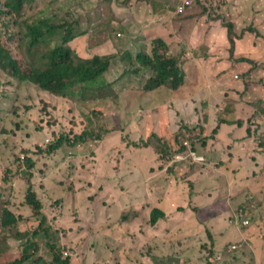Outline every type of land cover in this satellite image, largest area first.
<instances>
[{
	"label": "rangeland",
	"instance_id": "374dc122",
	"mask_svg": "<svg viewBox=\"0 0 264 264\" xmlns=\"http://www.w3.org/2000/svg\"><path fill=\"white\" fill-rule=\"evenodd\" d=\"M33 1L34 4L30 9V13L41 11L39 16L44 18H48L54 13V8L43 2L46 0ZM54 1L59 2L60 0ZM126 1L128 0H111L114 17L117 14L121 16L123 21L118 22L121 27L117 26L114 28L116 25H111L113 30H115L112 36L118 42L125 43V48L131 47L142 31L133 18L137 16L135 8L125 4L124 2ZM149 1L162 4L165 0ZM181 1L166 0L163 5L159 6V9L164 10L166 8L168 13L174 15L175 22L181 24V35L189 36V39L193 36L198 41L199 48L195 52V57L203 62L201 70L211 73L221 72V74L228 72L231 74L235 85L243 89L239 83L240 75L227 68L225 54L228 53L229 42L222 24L220 25L218 21H214V19H210L204 14L182 19L180 17L182 15L176 12V5ZM226 1L231 4L225 9L228 14L223 12L221 7L225 5ZM248 1L207 0L200 6L195 0H193V3L198 7V14H202L204 10H208L212 17L218 12L226 14L228 16L227 19L234 22L237 28L236 35L238 36L243 33L242 28L248 26L249 21L254 19L252 14H249V10L259 6V3L256 2L254 5H248ZM234 4L239 7L237 11L232 7ZM0 8H2V5H0ZM84 8L90 7L85 5ZM100 12L103 15H107L106 10H101ZM197 27H200L199 31H196ZM155 30L159 31V29ZM172 31L176 32L177 28H173ZM118 32L122 33V36H118ZM46 42L52 43L53 47L60 44V33L56 32L49 35ZM82 42L83 40H79L73 43L74 50L77 51V46L81 45ZM126 50L124 49L123 52ZM216 50H218V55H216ZM180 51L184 53L185 49L181 48ZM204 51L207 53L206 58L202 56L205 53ZM208 54H211V56ZM217 56L220 63L227 70L223 66L217 65ZM81 57L84 58L83 54ZM118 58L116 57L112 61ZM130 59L129 61L131 62ZM184 65L189 71L190 67L193 69L196 66L194 62L190 61ZM118 66L119 62H114V68ZM262 71H264V47L259 53L258 71L253 77L255 86L252 90H257L259 84L263 81ZM109 76L110 74L104 78L107 79ZM186 76V84L184 86L170 89L169 94L167 95L166 93L165 96H162V90L156 93L140 86L135 88V85L130 86L124 82H119L113 87V90H117L120 86L124 89L127 87L131 88H129L128 92L121 93V96L99 99L98 102L102 104L106 101L107 105L104 106V112L98 113L96 116L86 112L88 110L85 106L86 101L82 98L73 99L80 108L78 109L72 100L48 93L50 99H56L59 103L58 109H60L59 118L61 122L58 125L56 124L54 128L62 126V128L71 132V128L74 127V132L86 129L89 133L85 141L82 140L81 143L76 145L65 144L52 154H36L34 149L36 144L39 143L44 145L42 147L47 148L48 143L45 139L50 138L52 140V135L48 133L52 128L45 127L41 129L46 123L40 121L39 124H36L35 118L28 116V114L34 112L31 108L33 105L28 107L27 104H34V109L41 107L42 101L40 98L46 92L42 93L43 91L40 92L38 88L32 86L19 88L15 84H2L0 88V116L3 121H6L5 125L8 127L4 132L15 135H2L0 126V180L6 186L4 192L0 191V201L13 212L16 211L17 214L23 213L32 217L29 221L15 223L18 229H26L31 234L28 235L25 230V234L19 235L16 234L14 228L7 227L5 233L0 228V235L7 234L8 237L12 236L14 240H20L21 250L25 242L23 250L33 252L34 257L43 256L45 258L50 250L47 242H57L63 256H70L72 264H116L117 262L120 264V260L121 264H156L152 256L156 251L155 249L174 250L178 252L181 258L190 256V259H195V261H190L186 264H264V232L262 233V238L259 237V234L251 236L252 241L255 242L254 247L259 246L262 260L260 257L254 260L251 257L250 250L242 254L239 245L230 251L228 242L237 235L226 229H224L223 233L220 231V226H228L230 212L219 215L217 221H214L208 215L202 220L204 213L198 212L194 207L195 205H203V211L212 214L215 213V210L220 211L227 206H221L219 201L216 203H204L193 199L191 194L194 188L191 187L189 181L181 177H176V179L169 181L170 179L169 176L167 177L166 172L169 174L173 173L171 170L173 166H175L176 170V167L188 166L193 159L199 160V163L205 161L204 158L198 157L194 151L190 153V157L180 156V158H177V155H175L173 160L162 169L164 177L162 184H164V181L169 182L165 184L167 188L163 193H157L156 201L158 202L156 205L159 206L161 202L165 203L168 215L165 212V217L160 218L156 224L136 222L134 217L126 221L120 218L123 206L122 201L115 192L121 190L131 199L132 190H129L127 185L120 182L115 183V180L107 179V177L115 174V164L126 162L131 167L134 165L140 166V168L144 167L142 172H139L140 180L148 177L150 179L153 172L151 164L154 163V151L151 147L159 146L163 151H168L171 148L167 142L166 145H159L156 137L165 141L169 131L174 126L176 109L189 103L187 107L181 108L182 119L175 123V130L179 129L183 123L190 124L196 117V108L201 106L204 107L203 114L207 117L206 120L209 122L215 120V126L221 117L234 120L237 116L231 104L229 105L231 111L225 113L224 103L218 105L219 97L209 94L203 87L199 88L196 85L197 75L195 72ZM62 85V83L60 85L52 84L47 89V92L60 91ZM158 89V87H155L153 90ZM168 98L174 99L170 102V104L173 103L170 109L164 104H159L160 101H166L167 103ZM240 106L243 108L242 115L245 117L249 115L253 108L243 103ZM13 109L16 112H20L18 114L19 117L28 120V125L19 128L17 133H12L11 131L12 118L10 116ZM82 112L87 117V126L85 121H83L84 114ZM141 117L144 120L141 119L140 121L139 118ZM248 125L246 119L243 128L247 129ZM250 125L251 129L254 130L256 142L259 144L257 124L252 122ZM220 131L216 135L217 140L218 135H220V138H233L221 134ZM151 133H155L156 137H151ZM194 134H198V132H194ZM71 135L73 136V133ZM140 138L150 140L151 147L135 148L127 145L129 139L138 140ZM246 138L249 142L250 135H247ZM13 145L30 149L31 151L28 155L33 156L36 161L35 174L32 177V181L34 189L39 196L38 198L43 202L39 209V214L47 215L48 225L51 226L46 233H32L37 228L39 220H33L34 209L29 204L24 203L28 194V185L26 183L28 174L21 171L23 161L18 165L16 154L11 152L9 146ZM201 145L199 142V147ZM188 153L189 151H186L184 155H188ZM22 154L27 155L26 152ZM143 163L144 165L142 166ZM248 166L260 168L254 156L249 157ZM197 169H194V171ZM7 170H9L8 174ZM234 170L235 165L232 164L228 170L222 169L220 173L208 171V174L214 175L210 187L208 184L203 183L202 180L196 179L195 182L204 189H213V194L220 188H235L237 180L241 177L234 181L236 173ZM182 172L188 171L178 169L175 173L177 175ZM5 174L8 178L6 181L2 179V175L4 176ZM259 175L264 178V171H261ZM245 178L254 179L251 172ZM146 182L148 183V180ZM222 202L224 201L222 200ZM262 209H264V203L261 211ZM39 214L37 216L40 218ZM241 220L242 217H239V222ZM239 228L244 231L243 226L239 225ZM191 230L194 231L193 235H191ZM207 230L210 231L211 235L213 234L211 239ZM152 239H154L153 247L148 245V242ZM257 241L258 245L256 244ZM235 252L239 254L238 258H232ZM18 253V251H13L7 254L2 259L1 264H9L10 260L17 256ZM184 262H172L170 264H182Z\"/></svg>",
	"mask_w": 264,
	"mask_h": 264
},
{
	"label": "trees",
	"instance_id": "16d2710c",
	"mask_svg": "<svg viewBox=\"0 0 264 264\" xmlns=\"http://www.w3.org/2000/svg\"><path fill=\"white\" fill-rule=\"evenodd\" d=\"M184 1L182 0L181 2ZM195 1L200 6L207 0ZM43 2L54 8V13L48 18L40 17L41 11L30 13V9L34 4L33 0H4V2L0 0V5H2V8H0V88L2 84L9 83V85L15 84L19 88L32 86L38 88L40 92L43 91L42 93L46 92L40 98L42 106L38 107L37 111H33L34 113L31 114V118H35L36 124H39L40 121L46 123L41 129L45 127L52 128L48 132L52 135V140L48 142L47 148L42 147L44 146L42 144H36L34 148L36 154H52L65 144L76 145L81 143L82 140L85 141L89 135L86 129L80 132H74V127H72L71 132H68L62 126L54 128L56 124L58 125L61 122L59 118L60 109H58V101L49 98L50 93L61 98L72 100L78 109L80 108L73 99L82 98L86 101L85 106L88 109L86 112L96 116L98 113L101 114L104 112V106L107 105L106 101L102 104L100 103V105H94L99 99L118 97L121 93L128 92L129 88H131L127 87L124 89L120 86L117 90H113V87L119 82H124L130 86L135 85V88L140 86L153 92L159 91L153 90L155 87L161 88L165 86L170 89H177L186 84V75L188 74L185 71L184 64L193 58L191 50L194 52L198 50V41L191 36L189 49H185L184 53H176L171 51L170 45L163 37L151 35L153 34V27L156 26L154 19H159L153 13L151 1L128 0L124 2L125 4H129L131 8H135L137 12V16L135 17L142 29L139 37L136 38L132 46L125 48L127 49L125 52H123L124 49L122 51L118 50L116 41L112 36L115 30H113L111 23L115 17L111 0H60L59 2L52 0ZM255 2L259 3V6L249 10V14H252L254 19L249 21L248 26L242 28L243 33L238 36L236 35L237 28L234 22L228 20V16H226L228 13L225 9L231 5L227 1L224 6H221L222 11L226 14H220L218 12V14L212 17L208 10H204L202 14H198V7L193 3V0L179 13L182 15L180 16L182 19L191 18L190 16L194 15H207L210 19L218 21L220 25L222 24V27L225 29L229 42V50L225 54L227 68L240 75L239 83L244 89L243 92L237 91V89L241 88L235 85L236 90L232 89L231 92H227L226 96H229L230 93H237L242 97L245 92L253 94L255 91L252 90L255 86L253 77L258 71L259 53L264 47V0H249L248 5H254ZM85 5L90 8H84ZM232 7L235 8V11L239 8L235 4ZM101 10H106L107 15H103L100 12ZM168 15L171 16L170 13ZM143 23L147 26L143 25ZM199 30L200 27H197L196 31ZM56 32L60 33L61 43L53 47V44L46 42V39L49 38V35ZM79 40H83V42L77 46L76 51L74 50L73 43ZM116 53L118 54L115 56ZM82 54L84 58L81 57ZM208 55L211 56V54ZM216 55H218V50H216ZM130 56H132L131 59ZM202 56L206 58L207 53L205 52ZM116 57L119 58L112 61ZM114 62H119L117 68H114ZM200 62L203 65V62ZM217 65L223 66L227 70L220 63L218 56ZM115 70L118 71L115 72ZM108 74H110L109 78L105 79L104 77ZM225 74L230 73L208 72L207 79L209 77L213 82H217L218 79L225 78ZM60 83L63 84L60 91L53 90L47 92L49 86H52V84L60 85ZM162 96H165V94L163 93ZM216 97H219L221 102L226 100L222 93H218ZM171 101V99H168L167 103L166 101H160L159 104L168 106ZM239 102L253 107L247 117L242 115L233 121L227 118H219L217 125L209 135H205L202 125L200 126V132L198 134H194L192 130L183 128L176 132V148L171 147L168 151H163L159 146L151 147V141L144 138L138 140L129 139L127 145L134 146L135 148L150 146L154 151V163L151 164V168L156 171L158 168H163L166 164L170 163L175 155H184L176 153L182 152L187 148L183 144V139L189 138L192 143L200 142L201 144H205L209 138L216 137L223 124L242 126L247 119L249 125L247 129L245 128L246 136H254V130L251 129L250 123L254 122L257 124L260 140L259 144L256 142V146L261 147L264 151V97L252 102H245L240 99ZM32 105L33 107H31ZM34 106V104L28 105V107L35 110ZM241 112L243 114L242 107ZM82 114H84L83 121H85V125L87 126V117L85 113L82 112ZM5 122L0 116V126L3 131L8 129ZM26 125H28V122L22 117L19 119H11L12 133H17L19 128ZM71 133H73V136ZM151 137H156V134L151 133ZM156 140L159 145H166V141L161 140V138L156 137ZM232 145L236 146V142L232 141ZM30 151L26 147H16L13 150L16 154L18 165L21 164V161H24L26 168H28L26 172L28 174V194L26 195L25 203L34 209L33 220H39L37 228L32 233L41 234L43 232L46 233L47 229L51 228V226L48 225L47 215L43 213L39 214V209L43 205V202L38 198L39 196L34 189L32 177L35 174L36 161L33 156L28 155ZM23 152L27 154L24 160L21 157ZM119 166L122 167L121 162L114 165V173L119 170ZM189 166L193 167V162L188 166L176 169H184L186 171ZM132 168L141 173L144 167L140 168V166L134 165ZM171 170L173 173L167 175L169 179L181 177L187 180L186 174L188 172H182L176 175L175 166ZM261 171H264V167ZM259 174L254 169V179L243 178L236 183L235 188H220L219 198L224 201L227 200L228 205L233 208H242L249 202V197L251 196H256L258 200H261V196L264 193V178ZM256 176L258 177L255 179ZM4 177H7V175L5 174ZM108 178L115 180V183H122V179L125 176L120 177L114 174ZM160 181V177H154L150 180V185L154 189H158ZM187 181L194 188V181ZM146 208H151L147 214L145 212ZM261 208V205L257 208H252V206L247 207L248 210L255 211L252 225L246 231L247 235H240L237 231L232 232V234L237 236H234L228 242L230 251L239 245L242 254L250 250L251 257L254 260L260 257L259 246L254 247L255 242L252 241L251 236L259 234L261 238L264 232V209L261 211ZM228 209H230L229 206ZM37 214L40 215V218ZM31 217L23 213L17 214L16 211L13 212L9 208L3 209L2 207L0 209L1 231L5 233L7 227H12L16 230V234L23 235L26 233V229H18L15 223L29 221ZM133 217L149 218L147 222L156 224L160 218L165 217V211L159 206L150 207L149 205L148 207V204L142 201L134 203L133 205H127L123 208L120 216V218L124 219L123 221ZM224 229L227 230L228 228L221 227L222 233ZM26 231L28 235L31 234L28 230ZM193 232L191 230V235H193ZM207 233L211 239L213 234L211 235L209 230H207ZM153 241L154 239L150 240L148 245L153 247ZM172 242L174 243L173 240ZM20 244V240H14L12 236L8 237L7 234L0 235V264L2 263V259L13 251H18L19 253L10 260L9 264H72L70 256H63L57 242H47L50 248L48 251L50 255L47 254L45 258L43 256L34 257L33 252L23 250L25 242L21 250ZM256 244H259L258 241ZM155 250L152 256L156 264L181 263L184 261L186 262L182 264H186L187 262L195 261V259H190V256L181 258L178 252L174 250ZM238 255L237 252L233 253L232 258H238ZM116 264L119 263L117 262Z\"/></svg>",
	"mask_w": 264,
	"mask_h": 264
},
{
	"label": "crops",
	"instance_id": "0c3cea01",
	"mask_svg": "<svg viewBox=\"0 0 264 264\" xmlns=\"http://www.w3.org/2000/svg\"><path fill=\"white\" fill-rule=\"evenodd\" d=\"M166 1V0H165ZM164 1V3H165ZM152 7H153V13L155 16H158L159 19H154V23H156V26L153 27V34L154 36H161L163 37L168 44L170 45V49L172 52H181V48L183 49H189V36H183L181 35V24H178L174 20V15L169 16L168 10L164 8V10H160L159 6L163 5L164 3L160 4L158 2L152 1ZM165 7V6H164ZM257 8V7H256ZM135 21L138 23V20L133 17ZM121 16L115 14V19L112 20V24H115L119 27L118 22H123L121 20ZM179 21V20H178ZM143 25H146L143 23ZM147 26V25H146ZM140 27V25H139ZM177 28L176 32H173V28ZM168 28V29H167ZM141 29V27H140ZM155 29H159V31H156ZM116 45L118 47V50L121 51L122 49H125L126 44L121 42H116ZM191 54L193 55V58L188 60L187 62H194L195 67L191 69V73H188L186 68L185 71L188 75L192 74L193 72L197 75V83L196 85L199 86V88H204L206 91L211 93L213 96H218V93L225 94L226 100L222 103H225L223 105L225 109V113H229L231 111V108L228 106L231 103L233 111L236 113V118H239L242 116L241 112V102H239L240 99H242L245 102H252L258 98L264 97V71L261 72L263 81L260 83L262 85H259V88L254 91L253 94H248L247 92L244 93L242 97H240L237 93H230L229 96H226L227 92H231L232 89H235V83L233 82L232 76L230 74H225V78L218 79L217 82H213L209 77L207 79L208 72H205L204 70H201L203 68L201 62L199 59L195 57L196 53L191 50ZM198 55V54H197ZM185 66V65H184ZM163 88L160 89L158 87L159 91H163V93L166 95L169 94L170 88H167L165 86H162ZM157 91V92H159ZM237 91L243 92L244 89H237ZM156 92V93H157ZM212 96V97H213ZM171 100H174L173 98H168ZM227 103V105H226ZM94 105H100V102L95 103ZM166 106V105H164ZM173 103L166 106L168 109L172 108ZM187 107V105L180 106L175 111V121L174 126L169 131L167 138H165V141L168 143L170 147L176 148L177 147V141L175 139L176 137V131L175 130V123H178L181 118V108ZM37 110V109H36ZM204 107H197L196 108V117L190 124H182L179 128H190L194 131L200 132V126L202 125L204 127V133L205 135H209L212 132V129L215 127V120L212 122H209L206 120V116L203 114ZM221 118H227V117H221ZM144 120L142 117L139 118ZM229 119V118H227ZM234 119V120H235ZM233 121L232 119H229ZM105 121V120H104ZM246 130L242 126H238L236 124H223L221 127V134H224L226 136H231L233 138L226 139L220 138V135H218V140L214 136L213 138H209L205 144H202L200 147L198 146L196 149V154L202 155L205 159L202 163L199 164H193V167L189 166L186 171L188 173L186 174L187 180H193L194 181V189L192 190L191 197L193 199H196L197 201H203L204 203H216L219 201L221 203V206L226 205L227 207L225 209H221L222 211L219 212V210H215V213H209L203 211V205L202 206H194L195 209L198 212H203V218L206 217V215L210 216L214 221H217L219 215L224 214L225 211H228V206L230 207V211L232 210L230 205H228L227 200L222 202V199L219 198V192L220 189L213 194V189H204L203 187L197 185L195 182L196 179L202 180L203 183L208 184L210 187V183L213 180L214 175L208 174V171L213 172H222L223 170H228L230 165H235V175H234V181L237 180L236 183L241 181L243 178H245L249 172H253L254 169L261 170L264 167V151L261 147L256 146V139L254 136H250L249 142L248 139L245 137ZM241 138V139H239ZM232 141L236 142V146L232 145ZM232 148V149H231ZM260 148V149H259ZM13 153V151L11 150ZM250 156L256 157V162L258 163L260 168H254V166H248V159ZM123 166H119V170L115 173L118 176H125L124 179H122V184L127 185L129 190H132V198L129 199L128 196H126V193H123L121 190L115 192V194L118 196V198L122 201L123 208L127 205H133L134 203H139L142 201H145L148 204V207L157 206V193H163L167 186H165L166 183L171 181H164V184H162L163 181V175H162V169L164 168H158L156 171L153 170L152 177L149 179V177L143 178L142 180L139 179L140 174L138 171L134 170L131 166H129L128 163H123ZM177 168V167H176ZM198 168V169H197ZM194 169H197L194 171ZM176 172L178 169L175 170ZM168 175L169 173L166 172ZM226 174V172H224ZM154 177H160V185L158 189H154L150 185V180ZM3 179V177H2ZM176 179V178H174ZM148 180V183L146 182ZM126 181V182H125ZM6 189V186L4 184V190ZM228 189V188H224ZM3 190V192H4ZM161 209H163L167 215L168 212L166 211V205L165 203L161 202L159 205ZM151 209V208H150ZM149 208H146L145 212L146 214L150 210ZM149 218H141L136 217V222H145L147 223ZM201 220V221H202Z\"/></svg>",
	"mask_w": 264,
	"mask_h": 264
},
{
	"label": "clouds",
	"instance_id": "9594fccd",
	"mask_svg": "<svg viewBox=\"0 0 264 264\" xmlns=\"http://www.w3.org/2000/svg\"><path fill=\"white\" fill-rule=\"evenodd\" d=\"M46 1H52V0H46ZM54 1V0H53ZM2 2H4V0H2ZM112 24V23H111ZM114 28H116V27H114ZM118 33H120V32H118ZM118 33H117V35H118ZM119 36V35H118ZM120 36H122V33H121V35ZM116 42H117V40H115ZM122 51V50H121ZM187 66V65H186ZM191 69H192V67H190V71L188 70V68L186 67V70H187V72L188 73H191ZM223 95H225V94H223ZM221 99L219 98V102H218V105H221V101H220ZM27 105H29V104H27ZM32 111H37L36 109L35 110H33V108H32ZM20 112L19 111H15L14 109L12 110V113H11V118H16V119H19L20 117L18 116V114H19ZM28 116L29 117H31V114H28ZM23 118V117H22ZM25 119V118H24ZM26 120V119H25ZM27 122H28V120H26ZM217 125V124H216ZM183 128L181 127V128H179V129H177V131L176 132H178L179 130H182ZM187 129V128H186ZM189 130H190V128H188ZM2 131V135H6V136H9V135H15V134H6L3 130H1ZM192 131H194V130H192ZM194 132H197V131H194ZM199 133V132H198ZM47 139V138H46ZM46 139H45V141H46ZM6 141H8V140H6ZM50 141V138H49V140L48 141H46L47 143ZM185 142H187V144L185 143ZM6 144H7V142H6ZM40 144V143H39ZM183 144L185 145V147H187L184 151H182V152H176L177 154H179V153H181V154H184L186 151H189V153H188V155H186V157H190V153L192 152V151H194V152H196V149H197V147L199 146V142H196V143H192L191 142V140L189 139V138H186V139H183ZM43 145V144H42ZM14 147H17V146H15V145H13V146H9V148H11V150L13 151L14 150ZM14 153V152H13ZM198 155V157H202V158H204L202 155H199V154H197ZM181 157L182 156H185V155H180ZM22 160H24L23 158H25V154H22ZM192 162H193V164H199V160H195V159H193V160H191ZM21 171H23V172H27L28 171V168H26V166H25V163H24V161L22 162V168H21ZM261 172V170H258V173H260ZM251 175L253 176V172H251ZM2 177H3V180L4 181H6L8 178L7 177H4L3 175H2ZM257 178V177H256ZM255 178V179H256ZM26 183H27V180H26ZM3 190H4V182L2 181V180H0V191L1 192H3ZM256 198V196H251V197H249V202H247L242 208H233V207H231V211H230V209L228 210V211H225V212H230V215H229V224H228V226H227V231H230L231 233L232 232H234V231H237L240 235H244V234H246L247 235V230L249 229V227L252 225V219L254 218V213H255V211H250V210H248L247 209V207H249V206H252V208H257V207H259L260 205H261V207H262V204L264 203V193L262 194V196H261V200H258L257 198ZM24 203H25V201H24ZM2 207H3V209H5V208H7L8 209V207H6L5 205H4V203L2 202V201H0V208L2 209ZM245 208V209H244ZM222 211V210H221ZM220 212V211H219ZM224 212V213H225ZM239 217H242V220H241V222H239ZM240 223V224H239ZM239 225H241V226H243V229H244V231H242L240 228H239ZM221 227L222 226H220V231H221ZM222 233V232H221ZM263 237V236H262ZM261 237V238H262Z\"/></svg>",
	"mask_w": 264,
	"mask_h": 264
},
{
	"label": "built area",
	"instance_id": "2783aa9c",
	"mask_svg": "<svg viewBox=\"0 0 264 264\" xmlns=\"http://www.w3.org/2000/svg\"><path fill=\"white\" fill-rule=\"evenodd\" d=\"M190 3H191L190 0H185L184 2L179 3V4L177 5V7H176V12H177V13H181V12L183 11V8H184L185 6H187V5H189ZM118 35L120 36L121 33H118ZM48 140H49V138L46 139V141H48ZM185 143L187 144V142H185ZM177 158H180V155H177Z\"/></svg>",
	"mask_w": 264,
	"mask_h": 264
}]
</instances>
